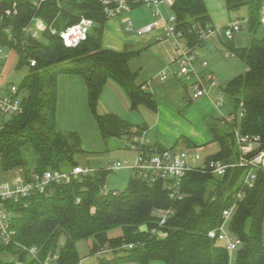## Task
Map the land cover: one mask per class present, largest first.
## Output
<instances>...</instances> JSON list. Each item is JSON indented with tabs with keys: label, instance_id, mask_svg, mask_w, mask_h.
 <instances>
[{
	"label": "trees",
	"instance_id": "trees-1",
	"mask_svg": "<svg viewBox=\"0 0 264 264\" xmlns=\"http://www.w3.org/2000/svg\"><path fill=\"white\" fill-rule=\"evenodd\" d=\"M31 1L0 0V47L18 56L16 68H28L18 87L23 93V111L0 130L1 168L3 172L20 170L26 179L34 173L69 171L78 165L74 157L81 152L79 136L60 132L55 125L58 75H78L84 80L87 106L103 139L130 140L133 129L143 131L118 116L97 112L99 96L108 80L123 90L131 110L141 105L156 110L152 95L136 84V76L128 68V60L135 53H116L101 47L107 20L99 0H51L38 9ZM224 2L228 12L246 8L249 28L263 30L261 38L252 37L244 48L226 42L228 51L246 65V72L229 81L223 90L235 103V116L239 110L243 115L232 125L217 120L207 121V126L219 147L209 159L228 164L237 155L234 127L243 135L259 136L264 146V26L259 20L264 0ZM172 13L177 30L190 46H195L198 38L192 27L206 29L210 22L203 0H173ZM79 17L91 19L93 27L76 48L64 47L59 37L48 31L65 29ZM33 18L46 23L42 41L22 34V28ZM30 60L35 61L32 67ZM26 153H30L29 158ZM107 174L98 170L68 185L50 184L43 193L34 191L16 202H6L15 234L8 244L0 239V264H41L55 251L56 264H80L76 244L81 241L88 242L89 253L97 256L98 264H230L231 260L233 264H264V172H258L251 189L242 186L243 169L230 168L222 177L191 172L182 179L181 199L176 200L169 198L166 182L149 184L134 177L122 192L103 195ZM217 191L222 194L215 198ZM239 192L243 197L237 202L229 231L241 246L231 256L209 239L207 232L221 223L223 211ZM166 209L173 215L157 236H151L156 211ZM115 230L118 234L112 235ZM129 245L131 249L123 248ZM20 246L35 247L37 259L29 258ZM108 251L112 253L109 258L104 256Z\"/></svg>",
	"mask_w": 264,
	"mask_h": 264
},
{
	"label": "built area",
	"instance_id": "built-area-1",
	"mask_svg": "<svg viewBox=\"0 0 264 264\" xmlns=\"http://www.w3.org/2000/svg\"><path fill=\"white\" fill-rule=\"evenodd\" d=\"M51 0H32V6L38 9L42 3ZM63 0H56L60 3ZM164 0H99L106 20L117 19L128 15L134 8L145 7L151 10L152 22L148 25L135 30L137 36H145L153 33L159 28L163 29L166 39H171L175 46L176 63L178 72L176 76L189 90V98L193 101L208 95L210 90L217 87L216 80L211 73H203L196 70L194 63L197 59L198 44L205 43L210 39H218L229 42L241 31L246 19L229 22L224 27L208 26L206 29L192 27V30L198 38V44L190 46L186 41L183 33L176 28V17L174 14L165 17L161 12V5ZM7 14H9L7 12ZM260 25L264 26V7L260 15ZM126 31H132V23L125 18ZM93 27V21L85 17H79V21L65 29L57 31L48 28L51 35H57L66 48H76L84 42ZM47 30L46 23L40 18H33L32 21L24 28L22 34L25 38L42 41L43 34ZM4 48L0 47V60H2ZM32 67L35 65L34 60L29 61ZM201 68L204 70L207 65L202 62ZM167 71L161 72V80L166 78ZM22 92L18 87L0 83V130L11 118L20 115L22 108ZM224 101L223 97H218V104ZM242 110L235 117H224L222 124L232 125L234 119L239 120L242 117ZM234 138L236 147V159L232 163L225 164L218 160H211L198 149H159L151 145L144 136L136 129L132 130V136L129 140V150L133 151L135 158L133 164L124 163L110 164L105 172H113L119 169L132 171L134 178L145 181L149 184L158 181L166 182V190L171 200L181 199L180 184L184 176L191 172L207 173L216 177H222L230 168L245 170L242 186L251 189L257 179L258 172H264V146L261 138L257 135H243L239 132L238 127H234ZM98 170L90 167L75 166L69 171L47 170L40 174H31L26 179L22 174L18 175L11 183L0 185V239L4 244L11 242L15 231L10 227V213L5 208L6 202H16L20 198L27 197L30 193L37 191L43 193L47 185L56 186L68 185L72 181L81 177H86L96 173ZM115 191H109L105 186L101 193L106 195ZM243 197L241 192L233 196V203L222 213L221 223L214 229L207 232V237L222 245L229 255L241 246L240 240L229 231L230 221L236 212L237 202ZM79 200H76L78 203ZM171 209L156 211V227L149 230L151 236H157L166 221L173 215ZM31 259H37V250L35 247L26 248L20 246ZM124 249H131L132 245L124 246ZM103 252H99L100 255ZM58 260V251L50 253L41 264H56Z\"/></svg>",
	"mask_w": 264,
	"mask_h": 264
},
{
	"label": "crops",
	"instance_id": "crops-1",
	"mask_svg": "<svg viewBox=\"0 0 264 264\" xmlns=\"http://www.w3.org/2000/svg\"><path fill=\"white\" fill-rule=\"evenodd\" d=\"M164 1L160 9L162 14L168 17L172 11L173 0ZM203 2L209 15V26L224 27L231 21L224 0H203ZM125 18L131 21L132 31H126ZM151 22V10L145 7L134 8L128 15L107 20L103 29L101 47L116 53L124 51L135 53L128 60V68L135 74L136 84L152 95L156 102V110L153 111L142 105L131 110L129 99L123 90L113 81L108 80L99 96L97 112L100 115L113 114L135 128L141 127L147 141L157 148L170 149L179 146L180 149H198L205 156H214L219 147L209 132L206 121H221L224 117H234L235 103L231 98L225 97L224 101L218 104L219 96L214 90H210L203 98L191 100L189 90L176 76L178 66L175 46L171 39L165 38L163 29L159 28L145 36L135 34V30ZM235 37L232 40L234 46H236ZM229 53L226 42L221 40L205 42L197 47L195 68L199 72L211 73L214 77H225L222 79L228 83L233 79V74H230L232 63L226 60L235 57ZM202 62L207 65L204 70L200 65ZM220 69L223 70L222 75ZM164 70L167 71L166 78L161 80V72ZM56 89L55 125L62 126L64 121L68 120L72 125L70 127H73L71 128L73 131L61 128L60 132L77 133L78 125L83 118L90 124L93 121L95 123L87 106L86 86L80 76L58 75ZM75 103H78V108ZM61 104H64L65 108L68 107L69 111L65 108L62 110ZM81 242L76 244L80 264H98L97 256H91L89 253L88 242H85V250L82 248L80 251ZM262 242L264 244V217ZM104 256L111 257L112 253L108 251ZM230 264H233V260Z\"/></svg>",
	"mask_w": 264,
	"mask_h": 264
},
{
	"label": "rangeland",
	"instance_id": "rangeland-1",
	"mask_svg": "<svg viewBox=\"0 0 264 264\" xmlns=\"http://www.w3.org/2000/svg\"><path fill=\"white\" fill-rule=\"evenodd\" d=\"M247 13L248 12L246 8H242L236 12H230L231 22L241 19H246ZM170 15H172V11L171 13L168 14V16ZM256 29H257L256 32H254L249 28L247 23L243 24L241 27V31L235 37L236 47L237 48L247 47L252 37H255L257 39L261 38L263 35L262 27H257ZM210 41L212 42L218 40L213 38L210 39L209 42ZM206 43H208V41ZM201 44H198V46ZM226 61L232 63L230 68L232 73L229 70L228 71L230 72V74H233V78L243 75L246 72V65L237 57L227 59ZM17 62H18V56L14 53H10L7 49H5L3 52L2 60H0V83L2 85L4 86L12 85L15 87H19L23 78L27 75L28 68L27 67L16 68ZM194 66H196V63L194 64ZM222 72L223 70H221V75ZM214 78L217 83V87L214 89L215 94L225 99L226 96L223 90L227 85V83L225 79H222L225 77L215 76ZM75 104L77 107L78 103ZM60 108H62L63 110L65 108V105L61 104ZM65 109L69 111L68 107H66ZM62 126H58L56 127V129L59 131L61 128H64L69 131H73V129H71L73 127H70L72 125H70V122L68 120H65ZM76 132L78 133V136L80 138L81 152L75 155L74 161L79 166L90 167L91 169L94 170H102V169H107L110 164H115V163H120L121 165H123L124 163H127V165L133 164L135 154L133 151L129 150V141L127 137H122L120 139H116V138L103 139L99 135L94 121L92 124H90L84 118L82 119L80 125H78ZM176 149L180 150V147L178 146V148ZM29 154L30 153H26L25 155L26 158H29L30 156ZM20 174H22L20 170L3 172L0 161V185L11 183L12 180ZM132 176H133L132 171L127 169H119L113 172H109L105 178L104 186L109 191H115L120 193L125 189L129 178ZM111 234L117 235L118 231L115 230L111 232ZM85 247H86V243L81 242L79 246L80 251L82 250V248L85 250Z\"/></svg>",
	"mask_w": 264,
	"mask_h": 264
},
{
	"label": "water",
	"instance_id": "water-1",
	"mask_svg": "<svg viewBox=\"0 0 264 264\" xmlns=\"http://www.w3.org/2000/svg\"><path fill=\"white\" fill-rule=\"evenodd\" d=\"M221 194H222L221 191H217L215 198H218Z\"/></svg>",
	"mask_w": 264,
	"mask_h": 264
}]
</instances>
